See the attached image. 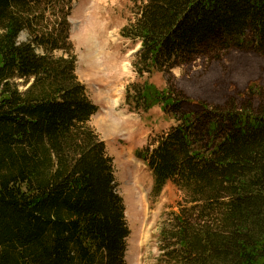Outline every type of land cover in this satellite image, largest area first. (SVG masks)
Returning a JSON list of instances; mask_svg holds the SVG:
<instances>
[{
	"label": "trees",
	"instance_id": "trees-1",
	"mask_svg": "<svg viewBox=\"0 0 264 264\" xmlns=\"http://www.w3.org/2000/svg\"><path fill=\"white\" fill-rule=\"evenodd\" d=\"M72 5L0 0V264H124L125 207L75 75ZM134 14L120 35L140 45L145 83L127 100L174 122L135 157L156 194L168 183L185 194L160 233L162 264H264V86L247 81L244 101L211 105L171 75L205 59L213 79L225 54L226 79L264 74V0H145Z\"/></svg>",
	"mask_w": 264,
	"mask_h": 264
},
{
	"label": "rangeland",
	"instance_id": "rangeland-1",
	"mask_svg": "<svg viewBox=\"0 0 264 264\" xmlns=\"http://www.w3.org/2000/svg\"><path fill=\"white\" fill-rule=\"evenodd\" d=\"M144 2L73 0L68 16L70 41L77 57L78 71L75 70V75L86 87L90 102L97 107L90 125L104 142L107 155L112 158L116 191L125 207L129 235L125 240L124 264H162L159 251L161 230L173 225L172 213H176L178 203L185 200V194L171 183L156 194L151 173L135 158L136 151L143 149L151 138L174 125L162 112L161 106H153L146 113L137 112L133 110L132 92H129L130 101L127 100L129 86L142 87L145 82L134 71L136 52L140 46L122 38L120 31L134 20L135 8ZM26 38V34L21 33L19 41L25 42ZM233 60V56L223 55L222 63L218 65L219 72L213 74V79L205 74L209 69L205 59L175 68L171 75L177 88L184 86L187 92L196 84V88L202 89L197 96L189 91L187 96L190 98L211 105L229 97L242 102L245 100V83L260 80L264 86V74L249 75L242 80L241 77L226 79L222 73ZM119 63L127 66L128 71H123ZM148 80V84L158 91L163 92L168 87L162 74L154 73ZM190 81H195V84H189ZM14 82L20 91L29 86H24L22 80ZM116 84L119 85L120 97L115 98L119 104L114 106L111 89ZM119 114H124L126 119L119 118Z\"/></svg>",
	"mask_w": 264,
	"mask_h": 264
},
{
	"label": "crops",
	"instance_id": "crops-1",
	"mask_svg": "<svg viewBox=\"0 0 264 264\" xmlns=\"http://www.w3.org/2000/svg\"><path fill=\"white\" fill-rule=\"evenodd\" d=\"M123 63V62H122ZM121 63V64H122ZM119 65H120V63H119ZM121 67V66H120ZM78 70L76 69V72H77ZM114 86H115V88H114ZM86 88V87H85ZM116 90V91H115ZM111 91H112V95H113V98H112V102H113V105L114 106H116L117 104H119V102H118V99H115V98H119L120 97V93H119V85H113L112 86V89H111ZM115 94V95H114ZM94 116V115H93ZM93 116L91 117V119H90V124H91V121H92V118H93ZM119 118H122V119H126V117H124V114H119ZM106 121V120H105ZM91 126V125H90Z\"/></svg>",
	"mask_w": 264,
	"mask_h": 264
},
{
	"label": "bare ground",
	"instance_id": "bare-ground-1",
	"mask_svg": "<svg viewBox=\"0 0 264 264\" xmlns=\"http://www.w3.org/2000/svg\"><path fill=\"white\" fill-rule=\"evenodd\" d=\"M111 33H112V32H111ZM112 34H113V33H112ZM112 34H111V35H112ZM120 65H121V63H120ZM123 67L125 68V66H123ZM125 70H126V69H125ZM125 70H124V71H125ZM115 91H116V90H115Z\"/></svg>",
	"mask_w": 264,
	"mask_h": 264
}]
</instances>
